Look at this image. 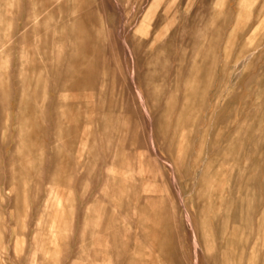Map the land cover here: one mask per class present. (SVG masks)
Listing matches in <instances>:
<instances>
[{"label":"rangeland","instance_id":"rangeland-1","mask_svg":"<svg viewBox=\"0 0 264 264\" xmlns=\"http://www.w3.org/2000/svg\"><path fill=\"white\" fill-rule=\"evenodd\" d=\"M36 263L264 264V0H0V264Z\"/></svg>","mask_w":264,"mask_h":264},{"label":"bare ground","instance_id":"bare-ground-1","mask_svg":"<svg viewBox=\"0 0 264 264\" xmlns=\"http://www.w3.org/2000/svg\"><path fill=\"white\" fill-rule=\"evenodd\" d=\"M83 138H84V137H83ZM85 138H86V137H85ZM86 140H87V139H86ZM78 149H79V148H78ZM83 149H84V148H83ZM85 149H86V148H85ZM78 151H79V150H78ZM78 151H77V152H78ZM80 151H81V150H80ZM77 155H79V153H78ZM81 156H82V155H81ZM77 157H78V156H77ZM80 158H81V157H80ZM80 161H81V160H80ZM80 161H79V162H80ZM112 168H113V167H112ZM118 170H119V169H118ZM121 175H122V174H121ZM64 186H65V185H64ZM55 187H56V186H55ZM69 187H70V186H69ZM51 189H52V188H51ZM72 190H73V189H72ZM150 190H151V189H150ZM147 191H148V190H147ZM53 193H54V192H53ZM60 193H61V192H60ZM56 196H57V195H56ZM59 196H61V195H59ZM56 198H57V197H56ZM64 198H65V196H64ZM69 199H70V198H69ZM63 200H64V199H63ZM63 200H62V201H63ZM62 201H59V202H62ZM57 202H58V201H57ZM63 202H64V201H63ZM70 202H71V201H70ZM66 203H67V202H66ZM59 204H60V203H59ZM56 205H58V204H56ZM60 205H61V204H60ZM61 206H62V205H61ZM61 208H62V207H61ZM63 208H64V207H63ZM63 208H62V209H63ZM59 209H60V208H59ZM67 210H68V209H67ZM67 210H66V211H67ZM61 211H62V210H61ZM51 213H52V212H51ZM58 214H59V213H58ZM60 214H61V212H60ZM61 215H62V214H61ZM61 215H60V216H61ZM56 216H57V214H56ZM64 218H65V217H64ZM51 219H52V218H51ZM51 221H52V220H51ZM151 221H152V220H151ZM58 222H59V221H58ZM60 222H61V221H60ZM60 222H59V223H60ZM50 223H51V222H50ZM54 223H55V221H54ZM151 223H152V222H151ZM47 225H48V224H47ZM59 225H60V224H59ZM56 226H57V225H55V227H56ZM61 226H62V225H61ZM46 229H47V228H46ZM147 230H148V229H147ZM57 233H58V232H57ZM54 235H56V234H54ZM58 235H59V233H58ZM64 236H66V235H64ZM100 236H101V235H100ZM60 237H61V236H60ZM57 238H58V237H57ZM61 238H62V237H61ZM102 238H103V237H102ZM155 238H156V237H155ZM48 240H49V239H48ZM55 240H56V239H55ZM56 241H58V240H56ZM53 242H54V241H53ZM105 242H106V241H105ZM20 243H21V241H20ZM101 243H102V242H101ZM21 245H22V244H21ZM49 245H50V244H49ZM59 246H60V245H59ZM155 246H156V245H155ZM20 247H21V246H20ZM60 247H61V246H60ZM21 249H22V248H21ZM60 249H61V248H60ZM40 253H41V252H40ZM136 254L139 255L138 253H136ZM107 255H108V254H107ZM153 256H154V255H153ZM155 256H156V255H155ZM34 257H35V256H34ZM103 257H104V256H103ZM109 257H110V256H109ZM107 258H108V257H107ZM150 261H151V260H150ZM37 263H38V262H37ZM37 263H36V264H37Z\"/></svg>","mask_w":264,"mask_h":264}]
</instances>
